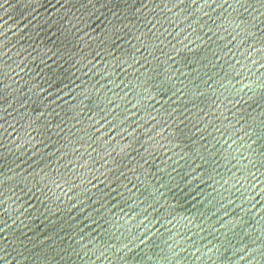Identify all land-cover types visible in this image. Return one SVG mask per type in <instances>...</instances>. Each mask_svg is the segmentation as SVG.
I'll return each mask as SVG.
<instances>
[{
    "label": "water",
    "instance_id": "1",
    "mask_svg": "<svg viewBox=\"0 0 264 264\" xmlns=\"http://www.w3.org/2000/svg\"><path fill=\"white\" fill-rule=\"evenodd\" d=\"M0 264H264V0H0Z\"/></svg>",
    "mask_w": 264,
    "mask_h": 264
}]
</instances>
